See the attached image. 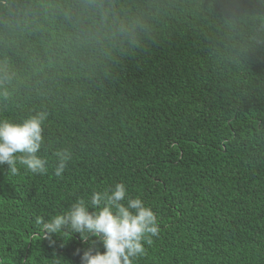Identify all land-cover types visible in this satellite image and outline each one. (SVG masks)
<instances>
[{
  "label": "trees",
  "instance_id": "1",
  "mask_svg": "<svg viewBox=\"0 0 264 264\" xmlns=\"http://www.w3.org/2000/svg\"><path fill=\"white\" fill-rule=\"evenodd\" d=\"M66 2L0 0V119L47 113L48 161L0 165V264H81L89 242L35 218L118 182L159 221L134 264H264V0H114L122 41L85 38Z\"/></svg>",
  "mask_w": 264,
  "mask_h": 264
},
{
  "label": "clouds",
  "instance_id": "2",
  "mask_svg": "<svg viewBox=\"0 0 264 264\" xmlns=\"http://www.w3.org/2000/svg\"><path fill=\"white\" fill-rule=\"evenodd\" d=\"M60 7L64 18L85 38L118 41L133 38L135 24L116 16L114 0H67ZM46 119L45 112L20 123L0 119V165L7 164L12 175L19 173L17 165L34 174L47 173L48 161L38 154L44 143ZM54 155L57 158L54 174L62 178L72 153L65 148ZM89 203L95 210L89 209ZM35 223L41 226L44 238L50 239L61 231L79 233L82 240L89 242L80 257L81 264H134L145 255V244L151 245L153 238L160 235L156 213L141 198L129 197L123 182L94 191L90 202L78 199L66 212L52 216L47 222L37 216ZM97 243L102 244L103 252L96 250ZM50 244L55 241L50 239ZM80 253L77 249L76 254Z\"/></svg>",
  "mask_w": 264,
  "mask_h": 264
}]
</instances>
